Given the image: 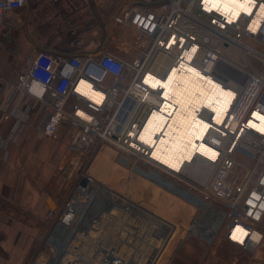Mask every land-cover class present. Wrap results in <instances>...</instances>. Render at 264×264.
Wrapping results in <instances>:
<instances>
[{
    "label": "built area",
    "instance_id": "built-area-1",
    "mask_svg": "<svg viewBox=\"0 0 264 264\" xmlns=\"http://www.w3.org/2000/svg\"><path fill=\"white\" fill-rule=\"evenodd\" d=\"M145 1L139 0L112 14L111 48L104 42L106 33L103 40L90 48L83 26L72 22L66 43L74 50L66 53L37 49L11 85V91L41 105V135L59 140L64 131L68 154L74 160L93 161L104 145L113 144L176 178L185 179L196 172L195 168L190 170L192 166L205 162L214 173L211 183L201 188L204 197L192 193L194 206L204 203L210 210L211 200H215L219 203L215 208H223L226 213L223 212L224 219H218L219 214L211 215L204 225L218 227L221 238L254 252L264 246V132L250 126L249 120L260 121L253 115L255 111L264 115V18L257 30L250 29V22L264 0H253L252 12H243L238 19L209 8L208 0ZM28 3L29 0H0V30L5 15L14 18ZM159 55L171 59L161 73L153 68ZM239 55L260 61V69L239 63L234 58ZM186 64L236 91V96L222 124L214 120L213 109L198 110V117L210 127L203 143L217 151V157L196 153L182 170L174 171L159 164L153 158V146L140 139L152 112L163 113L167 121L171 118V112L163 109L168 101L164 87L152 86L146 79L167 78L174 67L181 69ZM84 84L100 93L102 99L96 101L82 92ZM5 116L12 114L7 112ZM24 120L25 114L18 118V122ZM159 136H155V143ZM238 167L243 170L239 183L233 180ZM88 182L83 181V185ZM221 187L230 191L229 197L222 195ZM62 209L58 204L47 218L60 219ZM130 211V215H137L133 207ZM170 224L174 230L175 224ZM237 226L247 231L243 241L233 237ZM210 231L213 230L203 233L200 229L199 234L211 236Z\"/></svg>",
    "mask_w": 264,
    "mask_h": 264
},
{
    "label": "rangeland",
    "instance_id": "rangeland-1",
    "mask_svg": "<svg viewBox=\"0 0 264 264\" xmlns=\"http://www.w3.org/2000/svg\"><path fill=\"white\" fill-rule=\"evenodd\" d=\"M80 1L83 3L80 10L82 14L73 23L81 24L84 29L94 28V41L99 42L102 28L93 15L95 11L89 8L88 0ZM93 1H104L106 8H102L101 12L111 15L128 6L123 0ZM30 5L35 24L37 22V25L45 27L44 32L49 35L59 24H63L66 29L70 27V23L54 17V7L46 0H30ZM24 15L19 11L14 18L5 15L2 28L11 27L15 40L13 43L7 36L6 41L0 40V47L14 51L27 45L32 48L25 58L28 61L35 50L24 35ZM50 36H47L46 44L57 41L55 34ZM110 37L105 44L111 48L113 40ZM234 58L248 67L250 64L256 69L261 67V62L250 56L243 58L239 55ZM170 64V58L159 55L153 68L161 73ZM62 134L66 138L64 131ZM199 165L205 170L201 178L196 177L197 172L191 171L194 176L189 173L186 179L176 178L164 169L139 159L135 154L121 151L113 144L104 145L93 161L74 160L71 155L66 156L59 168L63 186L58 204L63 207L62 214L56 221L46 216L41 231L27 243L24 264H62L75 251L84 254L88 243L91 249L86 264H104L108 261L111 264H210L205 259H208L213 246L220 244L218 239L221 236L217 233L218 227L204 225V221L211 213L212 216L219 214L218 219L222 216L224 219L226 210L215 208L219 204L215 200H211L210 210L204 203L200 207L194 206L196 202L192 193L204 197L201 190L211 183L214 173L210 167H205L204 162ZM195 167L192 166L190 170ZM242 173L243 170L238 167L234 182L241 181ZM91 177L94 179L90 181ZM83 181L88 184L83 185ZM220 192L230 196L227 188L221 187ZM72 202L74 204L70 206ZM131 207L137 215H130ZM166 220L175 224L174 230L173 225ZM200 229L202 232L207 229L213 231H210V236L199 234ZM243 230L239 226L234 227L233 235L242 236L240 232ZM199 243H208L205 252H195V244ZM71 245L75 247L70 248ZM73 261L74 264L80 263Z\"/></svg>",
    "mask_w": 264,
    "mask_h": 264
},
{
    "label": "crops",
    "instance_id": "crops-1",
    "mask_svg": "<svg viewBox=\"0 0 264 264\" xmlns=\"http://www.w3.org/2000/svg\"><path fill=\"white\" fill-rule=\"evenodd\" d=\"M46 1L54 7L53 14L57 20H65L71 24L76 22L75 19L82 14L80 10L83 3L80 0H57L54 3ZM123 1L130 5L139 0ZM100 3L88 0L89 8L95 11L93 15L98 25L99 23L102 26L105 25V28H102L100 40L105 31L104 42L106 43L109 36L114 33L112 28L114 24L111 13L101 12L102 8H106L104 1ZM28 8L27 6L21 9L19 13L21 15L25 13L24 35L35 51L44 48L70 53L74 50L66 43L70 27L66 29L63 24L57 25L50 34H55L57 41L46 44L47 36H51L44 32L45 27L37 25V22L35 24L31 5L28 29H26ZM96 10L100 12L96 13ZM107 25L110 27H106ZM94 30V28L84 29V38L90 43V48L97 44L94 41L96 36L92 33ZM12 32L11 27L2 28L0 40L6 41L8 36V40L11 39L14 43L15 35L12 36L14 33ZM31 49L27 45L14 51L0 47V264H24L27 258V243L41 231L48 212L59 203L63 186L59 168L69 155L67 138L62 136L56 140L41 135L43 123L41 105L21 93L13 94L11 91V85L17 81L27 65L25 58ZM7 112L12 116L6 118ZM24 114L26 121L18 122V118L24 117ZM202 169L195 167L198 175L205 174V170L203 169L202 173ZM209 215L211 216L212 213ZM240 233L242 236L235 234L233 237L243 241L247 232L243 230ZM254 236L257 237L258 233ZM218 243L220 244L213 246L205 262L208 260L210 264H264V246L251 252L224 238L218 239ZM90 245L88 243V246L84 248V254L75 251L66 262L63 261V264H73V260L84 264L86 262H83L84 256L89 259ZM207 245L208 243L196 244L195 252H205ZM73 247L75 246H70V248ZM76 256L78 258H75Z\"/></svg>",
    "mask_w": 264,
    "mask_h": 264
},
{
    "label": "bare ground",
    "instance_id": "bare-ground-1",
    "mask_svg": "<svg viewBox=\"0 0 264 264\" xmlns=\"http://www.w3.org/2000/svg\"><path fill=\"white\" fill-rule=\"evenodd\" d=\"M208 3L209 8L221 10L230 19H238L243 12L251 13L255 6L253 0H208ZM263 18L264 3H261L257 8V14L251 19L250 29L257 30ZM146 81L152 86L164 87V96L168 101L164 103L163 109L171 112L170 121H167L163 113L156 111L152 112L145 121L140 139L153 146V158L159 164L174 171L182 170L186 163L194 159L196 153L215 159L218 152L203 143L210 128L209 123L198 117V110L204 107L213 109L214 120L222 124L236 96V91L223 87L221 83L210 77L203 76L200 71L188 64L181 69L174 67L167 78L149 76ZM82 92L96 101L102 99L100 93L86 84L82 87ZM253 115L260 121L250 119L249 125L264 132V115L257 111ZM157 134L160 136L155 143ZM198 166L201 165L197 162L196 167Z\"/></svg>",
    "mask_w": 264,
    "mask_h": 264
},
{
    "label": "water",
    "instance_id": "water-1",
    "mask_svg": "<svg viewBox=\"0 0 264 264\" xmlns=\"http://www.w3.org/2000/svg\"><path fill=\"white\" fill-rule=\"evenodd\" d=\"M142 1L145 2V3H147L145 0H142ZM28 7L30 8L29 3H28ZM29 8H28V13H27V15H29ZM26 22H27V20H26ZM99 25H100L101 28L104 29V27H103L100 23H99ZM25 28L27 29V23H25ZM104 37H105V31L103 32L102 40L104 39Z\"/></svg>",
    "mask_w": 264,
    "mask_h": 264
},
{
    "label": "flooded vegetation",
    "instance_id": "flooded-vegetation-1",
    "mask_svg": "<svg viewBox=\"0 0 264 264\" xmlns=\"http://www.w3.org/2000/svg\"><path fill=\"white\" fill-rule=\"evenodd\" d=\"M29 16H30V14H29V15H27V18H26L27 22H26V23H28ZM27 29H28V24H27Z\"/></svg>",
    "mask_w": 264,
    "mask_h": 264
}]
</instances>
